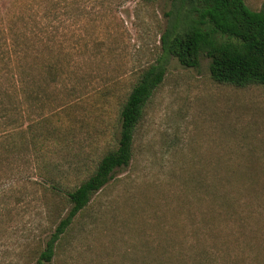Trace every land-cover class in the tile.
<instances>
[{"label": "rangeland", "instance_id": "374dc122", "mask_svg": "<svg viewBox=\"0 0 264 264\" xmlns=\"http://www.w3.org/2000/svg\"><path fill=\"white\" fill-rule=\"evenodd\" d=\"M245 2L264 9V0ZM203 4L0 0V88L15 79L7 58L13 32L50 38L51 49L35 56L61 71L48 99L21 107L17 128L26 142L38 133L37 151L0 164V264H192L202 250L212 264L264 262V86L215 83L204 53L186 67L161 41L185 30ZM152 64L163 68L162 81L144 106L132 160L93 196L52 258L38 262L65 209L41 182L65 186L76 161L92 166L113 145L122 100Z\"/></svg>", "mask_w": 264, "mask_h": 264}, {"label": "trees", "instance_id": "16d2710c", "mask_svg": "<svg viewBox=\"0 0 264 264\" xmlns=\"http://www.w3.org/2000/svg\"><path fill=\"white\" fill-rule=\"evenodd\" d=\"M202 1L204 4L199 17L191 19L185 30L173 34L166 31L162 36L164 51L186 67L198 66L199 57L204 53L209 58V75L215 83L234 88L257 84L264 86V9H252L245 0ZM36 32L28 33L30 41L23 32H13L9 37L11 42L7 58L12 61L15 79L12 88H0V126L3 131L0 136V164H12L16 159L30 157L29 154L33 155L37 151L32 150L31 145L36 146L38 133L30 131L26 142L23 135L25 129L17 128L23 118L21 107L24 101L35 104L48 99V88L57 83L61 76L56 62L42 64L37 61V51L41 48L49 51L52 45L49 47L50 38L44 39ZM28 51L32 53L26 55ZM30 54L33 59L26 58ZM37 64L39 68L34 67ZM162 76L163 68L155 64L140 73L120 105L117 134L115 132L112 135L113 145L92 166L85 164L84 160L81 165L80 160L76 161L74 178L65 186L60 185L61 180L51 177L48 179L53 183L45 179L51 183L50 186L41 182L52 198H61L65 209L58 210L61 216L46 239L38 262L52 258L55 247L67 235L71 225L90 207L93 196L109 184L116 169L130 163L144 106L162 81ZM72 106L67 102L64 108L70 109ZM56 131L53 128L41 133L43 140ZM220 207L226 213L232 210L228 200H223ZM261 226L264 228V222ZM193 257L192 264L214 262L207 250ZM221 258L225 259V256Z\"/></svg>", "mask_w": 264, "mask_h": 264}]
</instances>
